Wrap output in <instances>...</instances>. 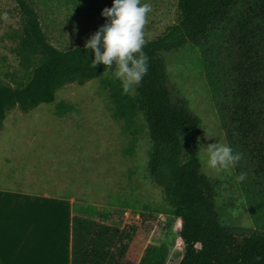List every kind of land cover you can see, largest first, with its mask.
Listing matches in <instances>:
<instances>
[{
  "label": "trees",
  "instance_id": "trees-1",
  "mask_svg": "<svg viewBox=\"0 0 264 264\" xmlns=\"http://www.w3.org/2000/svg\"><path fill=\"white\" fill-rule=\"evenodd\" d=\"M21 15L19 50L28 61L23 81L0 82V131L7 112H27L51 103L58 89L82 85L111 71L90 67L94 52L85 44L52 43L32 0H15ZM186 44L199 49L203 71L228 146L242 153L235 165L254 226L224 224L216 209L214 184L198 154L200 118L187 100L173 96L162 51ZM148 72L130 94L118 79L108 81L115 115L130 123L139 112L148 129L147 169L180 221L183 254L178 264H264V0H177L174 21L146 40ZM112 71H115L113 68ZM65 103L55 107L65 112ZM73 205L71 264H165L169 246L147 245L138 263L126 252L131 237L113 209ZM146 229V226L142 225Z\"/></svg>",
  "mask_w": 264,
  "mask_h": 264
},
{
  "label": "rangeland",
  "instance_id": "rangeland-1",
  "mask_svg": "<svg viewBox=\"0 0 264 264\" xmlns=\"http://www.w3.org/2000/svg\"><path fill=\"white\" fill-rule=\"evenodd\" d=\"M32 1L42 28L60 48L85 44L106 23L102 10L113 4V0ZM141 3L152 6L144 29L146 41L174 21L177 0H141ZM20 33L21 15L16 1L0 0V82L16 85L30 69L18 47ZM161 54L172 95L184 97L189 109L200 118L198 154L202 171L215 186L220 220L243 230L252 228L253 220L243 185L236 180L239 175L235 166L217 171L208 168L201 159L208 144L228 145L203 71L201 52L186 44ZM114 72L106 71L82 85L66 84L56 91L53 102L41 103L32 111H19L16 123L36 129L13 132L25 133L27 138L41 142L37 150L27 148L26 162L18 160L22 158L16 152L20 148H11L13 153L6 154L1 167L11 180L18 181L21 176L34 178L41 169L62 171L63 165L71 161L73 187L83 192L75 202L76 207L80 203L111 207L114 220L131 237L128 259L138 263L147 245L167 244L169 255L165 264H178L183 254L180 221L172 214L163 190L149 177L147 160L151 143L142 115L136 112L132 122L127 123L114 113L115 100L107 84L115 78ZM59 103L67 106V112L61 116L55 113ZM15 109L18 108L7 113ZM45 140L49 142L44 146ZM29 157L38 162L27 163Z\"/></svg>",
  "mask_w": 264,
  "mask_h": 264
},
{
  "label": "crops",
  "instance_id": "crops-1",
  "mask_svg": "<svg viewBox=\"0 0 264 264\" xmlns=\"http://www.w3.org/2000/svg\"><path fill=\"white\" fill-rule=\"evenodd\" d=\"M19 111L6 114L0 132V264H71L73 205L83 193L73 187L71 161L62 171L41 169L34 178L18 181L1 167L11 148H20L18 160L26 162L27 148L37 150L41 142L13 132L33 128L16 123ZM36 162L35 157L27 161Z\"/></svg>",
  "mask_w": 264,
  "mask_h": 264
},
{
  "label": "clouds",
  "instance_id": "clouds-1",
  "mask_svg": "<svg viewBox=\"0 0 264 264\" xmlns=\"http://www.w3.org/2000/svg\"><path fill=\"white\" fill-rule=\"evenodd\" d=\"M152 6L141 0H113L110 8L101 15L106 23L86 41L84 47L94 52L90 67L102 63L105 68L115 69L114 76L122 84L123 94L134 92L148 72V56L143 51L146 43L144 29ZM7 14L5 13V18ZM242 153L233 152L227 144L210 143L205 156L201 157L210 169L222 171L234 167ZM246 179V173L236 177L238 183Z\"/></svg>",
  "mask_w": 264,
  "mask_h": 264
}]
</instances>
